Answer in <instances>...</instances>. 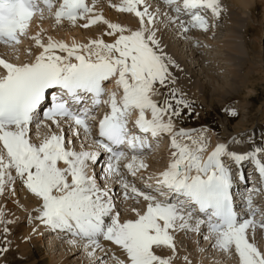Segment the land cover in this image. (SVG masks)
Wrapping results in <instances>:
<instances>
[{"label":"snow or ice","instance_id":"obj_1","mask_svg":"<svg viewBox=\"0 0 264 264\" xmlns=\"http://www.w3.org/2000/svg\"><path fill=\"white\" fill-rule=\"evenodd\" d=\"M96 3L61 0L57 7L55 0H0V44L13 49L28 35L32 19L38 16L42 20L45 10L56 25L67 22L84 29L104 25V35L114 38L111 43L92 39L69 46L51 37L45 43L37 34L30 39L42 51L34 62L17 65L0 59L4 72L0 75V144L7 156L6 161L0 153V195L6 184L15 182L10 171L14 169L16 178L42 202L37 219L58 235L70 236L67 243L71 245L86 241L90 258L96 250L104 252L102 241H108L126 253L129 264H173L175 235L199 234L205 227L208 235L204 240L214 237V247L224 253L234 248L239 264H264V252L248 235L249 229L253 233L264 229V211L253 205V193L258 189L248 190L246 206L238 211L233 172L225 162L237 166L250 163L264 185V145L238 154L230 150V144L220 143L205 158L208 145L203 132L175 130L185 114L192 115L194 105L178 88L170 87L177 81L169 66H179L165 53L158 35V25L164 30L174 26L185 35L190 29L207 33L209 21L201 12L210 10L219 19L225 11L220 0H162L173 13L164 12V19L160 7L151 10L149 0H121L112 5L117 12L138 18L137 30L105 19L96 11ZM113 79L122 89L119 98L115 91L105 89L106 82ZM160 88L167 91L162 94ZM49 94L51 107L43 110ZM156 96L163 98L157 101ZM102 105L109 111L99 120L98 138H93L95 110ZM134 114L133 128L139 134L129 128ZM228 114L237 116L234 110ZM47 122L55 125L59 134L49 128L51 134L41 143L31 142L30 126L34 125L39 135L41 128L49 127ZM62 123L67 125V138ZM164 134L171 137L173 149L166 170L148 177L149 181L155 179V185L145 183L147 191L130 185L125 170L134 178L147 170L146 157L152 150L149 137L158 141ZM185 140L190 144L182 142ZM102 154L101 179L117 178L125 200L146 202V211L136 212L137 219L121 222L113 190L107 184L102 188L95 173L90 174V166L97 165ZM238 174L243 180V172ZM138 178L143 180L142 175ZM3 217L0 211V224L12 223ZM8 232L4 227L3 233ZM162 248L171 250L169 258L158 254ZM7 251L0 247V253Z\"/></svg>","mask_w":264,"mask_h":264},{"label":"bare ground","instance_id":"obj_2","mask_svg":"<svg viewBox=\"0 0 264 264\" xmlns=\"http://www.w3.org/2000/svg\"><path fill=\"white\" fill-rule=\"evenodd\" d=\"M104 2L107 5H110L111 1L105 0ZM251 2L253 4V7L251 9V13H250V16L248 19L240 18L239 14L234 13V12L228 13V12L224 11L222 13L221 16H223V21H224V24L226 27V34L221 39L218 38L217 41H213V37L215 36V32L213 31L214 30L213 26H214V21L217 20V18L214 17L211 13L209 16L206 14H202L209 21L210 27H209V31L207 33L203 32L200 29H190L189 33L187 35H185L180 31L174 30V26H173V29H171V30H164L162 25H158V27L161 28V32L158 33V35H161L162 44H163L165 53L169 57H171L172 60H174L176 65L179 66V67H174L171 65L169 66V71L172 72V74L176 77V81H177L176 84L173 86L178 88L180 90V92H182L186 98H188L190 100H194V101L197 98H199L202 102H204L208 105H211L213 102H217L218 104L222 105V104L226 103L227 101H229L232 96L240 95V93L237 92V89H240L242 86H246V82L250 81V75L257 73V72H260L261 70L263 71V69H264V48H261V39H262V37H264V32L262 31V29L260 31H258V30H256L255 27H253V29L257 32V33H254L252 35L253 41L250 42V44H249V43H247V41H249L250 39L249 40L248 39L247 40L242 39V36L244 35L245 29L251 28L254 25L253 15L255 13V10L260 6L264 11V0H260V1L251 0ZM114 3L117 4V0H114V2L111 4H114ZM149 3L152 4L151 10H155L156 7H160V9H161V17L160 18L161 19H164V17H163L164 12H169V14H173V13H171V10L167 6L162 4V0H160L159 3H157L156 0H149ZM96 11L100 12L105 17V19H108L110 22L119 23L118 17H117V13H119V12L116 11L115 7H113L114 14L109 13V11H107L105 9L104 10L98 9L97 6H96ZM120 14H122V13H120ZM130 15H132V14H130ZM208 18H212L213 22L210 23V20ZM122 19H125V18H122ZM136 20H138V18H136ZM32 23H35V26L33 27L32 34H30L31 37L39 34L42 41L45 43L47 42L49 37H51L55 41L67 43L69 46H71V44L73 42L77 43L76 41H79L80 36L77 37L78 39L76 38L78 30H76L75 27H72L70 25H69V27L71 29L70 32L66 31V30L63 32H56L54 30L55 25L47 24L46 21L35 20ZM32 23H31V25H32ZM79 23H83V22H79ZM119 24H121V26H123V27L129 28L130 30H137L139 27V24L137 25V24H133L131 22H127V23L122 22ZM60 25H62V24H60ZM60 25H57V26H60ZM66 25L68 26L67 22H66ZM242 29H244V30L242 31ZM106 31H107V28H106V26H104L102 34L99 37H96L95 39H104L105 42H108V43L114 42L113 37H108V36L104 35V33ZM75 33H76V36L74 35L75 36V38H74L73 34H75ZM42 36H44V37H42ZM62 37H63V39H62ZM92 39L93 38L85 36L84 38H81V40H82L81 44H85ZM21 40H23V39L21 38ZM240 40H243V41H241V43H240L239 42ZM255 40L259 41V42H256ZM31 41L33 42L32 46L34 47L35 42L33 40H31ZM169 41H171V44H169ZM179 41H181L179 44V46L181 47V50L185 49L186 60L183 57L179 56V54L177 53L178 48H176L173 45V43H178ZM26 43L27 42L24 41V43L22 45H25ZM251 44H252V46H250ZM22 45L15 47L14 50H13V48H10L9 51H7L9 54L8 56H4V58H2L1 57L2 55H1L0 57L3 60H5L6 62L17 63L18 60H20L22 58H26L29 56V51L27 49L20 48V46H22ZM193 47L194 48L198 47V50L194 49ZM33 49L36 50V52H34L35 56L38 55L41 51V49L37 48L36 46H35V48H32V50ZM205 50H207L208 52ZM204 51L207 52V53H205V55H207L209 57V59L213 60V62L216 64V66L218 65V69L222 70L224 73L222 76L225 78V80H223L224 82H223L222 86L219 87V89L214 90L213 92L210 91V88L208 86H205L201 82L202 81L201 78H198L197 75H195V73H193V69H195V67L192 68L190 64H187V62L193 61L195 63L194 65H196L197 68L199 67L202 70L201 75L204 78H209V75L207 74V70L203 67L204 66V60L199 56L200 52L202 53ZM215 51H216V54L213 55V52H215ZM226 60L229 62L225 63ZM203 68L205 70H203ZM228 77L230 78V82H228V80H227ZM114 81H115V79H113L111 81V84H109L107 92H114L115 91L117 94L120 93L118 95L121 96L122 95V89H118L117 87L114 88L116 86ZM113 83H114V85H113ZM225 84H229V85H231V87L230 88H223L225 86ZM161 90L164 91L166 89L161 88ZM106 98L107 97L105 96V99ZM243 105L240 103L237 106V108H240ZM107 110H109L107 106H103V105L100 106L98 110H95L96 118L98 117V115L100 113L102 114L103 112H105ZM263 115H264V112H262V114L260 115L255 127H252L247 132H245V131L237 132V133H235V135H233V136L231 135V137L229 138L230 141H232L233 139L239 138L241 140H244V143H246V140H248V139L253 140L254 144L250 147H246L244 152L237 149L236 152L238 154H244L245 152L251 150L254 146H260V145L256 144L258 142V140L261 141L260 143H264V133L261 131V126L259 125L260 121L261 122L264 121ZM134 116H135V118H134ZM132 118L133 119L129 121V124H134L135 119L137 118L136 114H134L132 116ZM148 118H150V114H149ZM48 126H49L48 128H43V131H42V133L47 134V136L50 135L49 134V128L51 130L53 129V130H57L59 132V129H57L55 127V125L52 126V124L51 125L48 124ZM183 126H190V125H183ZM33 128H34V126H33ZM225 131H227V128L224 129V132ZM35 132H37V131L35 130ZM39 134H40V132H39ZM150 140H151V144H152V150H151V152H152L155 149V145H156L157 141L153 142V140L151 138H150ZM182 142L187 143L186 141H182ZM188 143L190 144V142H188ZM211 147L209 148V150H207L204 153L205 158L207 157V155H209L215 149V147H213V148H211ZM232 149H235V147L230 146V150H232ZM87 150H90V149H87ZM168 150H169V146H168ZM0 153L4 154V156L7 159L6 151L3 149L2 144H0ZM149 155H150V152L147 154V157ZM147 157H146V163L148 161ZM225 162H226V164H228L231 167L234 175H237V172L234 171L237 168V165H235L234 163H232L231 161H228V160H225ZM150 164H148V165H150ZM149 167H151V166H149ZM234 167H236V168H234ZM102 169L103 168L100 167L98 172L102 173ZM10 171H11L12 176L15 175L14 169H11ZM125 172H126V170H125ZM149 172H153V170L151 171V170H149V168L147 170H142V172L140 174H138V176L142 175L143 178H146L148 180L147 175H149ZM15 176H13V178ZM257 177H255V179L252 182H248V184L244 183V185L245 186L250 185V189H251L253 187V183L259 181ZM133 180L139 181L141 179H139L138 177H136V178L133 177ZM239 180H241V179H239ZM18 181L19 182H17V183H18V186L20 187L19 188L20 191L22 192V196L24 198H28L29 201H31V204H28L27 201H26L27 203L26 202L21 203L23 201L20 202V200H18L16 198L17 195H16V191L14 188L16 186V180L14 183L6 184L4 194L0 195V211H2L4 213V217H3L4 220L5 221H12V223L0 224V234H1V232H3V228L7 227L9 229L8 234L7 235H5L4 233L3 234L5 237L6 236L9 237L8 235L10 234L11 238L5 240V239L0 237V246L8 248V251L4 252V256L1 259L2 261L0 260L1 261L0 264H9L12 256L15 255L16 253L20 254L24 264H44L41 260V257L43 254L41 255V252L37 251V248H38V250H40L39 246L37 247L38 243L35 242L34 238L31 236L30 232H31L32 228L30 229L29 228L30 226L29 227L27 226V223H29V222L33 223L34 225H35V223H38L39 219H37L36 216H39V215L33 214V211H31V210H33L35 206H39V204L42 202L39 200V198H37L33 194H31L26 189V187L23 186L22 181H20L19 179H18ZM150 182L151 181L148 180L147 182H144V183H150ZM98 183L102 188L105 187L106 183L103 182V180L98 181ZM154 185H155V183L153 184V186ZM134 186L140 187V183H138L137 185H134ZM115 187H116V190L114 191ZM117 187L118 186L115 185L112 189L113 190L112 191L113 197L116 198V196H120L121 201H122L123 189L119 190V188L117 189ZM255 187L258 189V191L253 193V198L256 195H258L259 197L257 199L253 200V205H254V207L260 209L261 211H264V191H259V189L264 187V185L260 184V185L255 186ZM141 189L145 190L144 187H142ZM246 198H247V196H246ZM40 207H41V205H40ZM35 211H37V209L34 210V213H35ZM256 218L259 219L260 217L257 216ZM19 221H21V222H19ZM124 221H126V220H124ZM17 222H19L20 225L16 226L15 229L12 231V229L14 228L13 226L16 225ZM31 223H29V224H31ZM44 228L42 226L40 231L41 230L43 231ZM46 230L52 231L48 227L46 228ZM40 231H39V233H40ZM249 231H250V229H249ZM262 233H263V239H264V229L262 232L256 231V235L248 234L249 238H250V242L254 243L255 241H257V239L259 238L258 235H260V234L262 235ZM177 235H178V237L179 236L185 237V235H186L185 238H187L186 239L187 242L190 241L191 244L192 243L194 244L198 235H200V237L201 236L204 237L206 234L201 229V233H199V234L198 233H177L176 236ZM46 236H48V242H49V238L51 239L50 240V243L52 242L51 245L54 244L55 246H57L58 244H60L58 246H61V247L63 246V243L61 241H65V243H66L67 242L66 239H71V237L68 236L66 239L62 240V238L65 236L63 234L58 235L56 232H54L53 237L55 236V237H57V239L50 237L51 235L46 234ZM41 238H43V237L41 236L40 240H42ZM212 238H213V241L215 244V238L214 237H212ZM212 238H210L209 240H204V245L208 244V246H207L208 248L210 246L209 241L212 240ZM53 239L57 240V242H55V240L53 241ZM78 243H80V244H77V246L80 247V246H84L86 242H78ZM211 244H212V242H211ZM67 245H68V243H67ZM102 245H103V248L105 249V251L101 252L99 250H96L94 258H90L87 255V251H91V249L86 250L84 247L83 253L81 255V258L84 259L83 261H85L86 264H95V263L96 264H98V263L105 264L106 258L104 256L106 255L107 256V262L109 264H117V261H124V264H129V262L126 260V253H124L123 250L119 248V246L114 245L108 241H102ZM41 247L42 246H40V248ZM194 247H195V245H194ZM74 248H76V246L73 247L72 249H74ZM51 249H52V247H51ZM61 249H62V254H64V256H63L64 260L69 256L75 255L72 250H69L71 248H69V249L68 248H65V249L61 248ZM215 249L216 250H215L214 254H216L217 257H219V255H222V256L228 255V254L225 255L224 252L218 250L217 248H215ZM98 251H99V253H97ZM170 252H171V250H170ZM217 252H218V254H217ZM178 253L179 252L177 251V255H178ZM161 254H164V252L159 253V255H161ZM180 254H182V253H180ZM180 254H179V256H180ZM169 256H171V253L168 252L167 254L165 253V255H161V258L167 259V258H169ZM226 258H227V256H226ZM180 259L183 260V258H178L179 263L181 262ZM97 260H99V261H97ZM176 260L173 261V264H176V262H175ZM188 261H189V259H188ZM182 262H185V260ZM180 264H182V263H180ZM185 264H189L187 262V260H186Z\"/></svg>","mask_w":264,"mask_h":264},{"label":"rangeland","instance_id":"obj_3","mask_svg":"<svg viewBox=\"0 0 264 264\" xmlns=\"http://www.w3.org/2000/svg\"><path fill=\"white\" fill-rule=\"evenodd\" d=\"M257 1H260V0H257ZM111 3H113V2L111 1L110 5H107L104 1H102L97 5V7H98V9H102V10L105 9V10L109 11V13L114 14L112 5H114L115 3L114 4H111ZM115 5H118V4H115ZM204 11L207 14H209L208 10H204ZM263 12H264L263 9L259 6L255 10V13L253 15L254 25L251 28H246L244 31V35L242 36V39H245V40L250 39L249 41H247V43H249V44H250V42L253 41L252 35L254 33H257L253 29V27H255L256 30H258V31H260L262 29V31L264 32V18H263L264 13ZM131 16L132 15H130L128 13H125V14L117 13L119 23L131 22L133 24L138 25V20H136L135 17H133V16L131 17ZM122 18H125V19H122ZM208 19L210 20V23L213 22L212 18H208ZM213 27H214L213 31L215 32V36L213 37V41H217L218 38L221 39L226 34V27H225V24L223 21V16H221L219 19L214 21ZM103 28H104V25H94L88 29H84V28L80 27L79 25H77L75 27V29L78 30V33H77V36H76V33L73 34V37L75 38V36H76V38H77L78 36H80V38H79L80 42L79 41H76V42L82 43L81 38H84L85 36L93 38V39H95L96 37H99L102 34ZM54 30L56 32H63L65 30L70 32L71 29H70L69 25L67 26L65 24H62L60 26L55 25ZM30 31H31V29H29V32ZM42 37H44V36H42ZM62 39H63V37H62ZM241 41H243V40H240L239 42L241 43ZM180 42L181 41H179L178 43H173V45L176 48H178L177 53L179 54V56L183 57L186 60L185 49L181 50V47L179 46ZM256 42H259V41H256ZM169 44H171V41H169ZM250 46H252V44ZM29 47L31 50L32 46L30 44H28V48ZM261 48H264V37H262V39H261ZM194 49L198 50V47H196ZM205 51H207V50H205ZM205 51L202 53L200 52L199 56L204 60V66L203 67L207 70V74L209 75V78H204L201 75L202 70L199 67L197 68L196 65H194L195 63L193 61L187 62V64H190L192 68L195 67V69H193V73H195V75H197L198 78H201L202 79L201 82L205 86H208L210 88V91L213 92L214 90L219 89V87L222 86V84L224 82L223 80H225V78L222 76L224 74L223 71L218 69V65L216 66V64L213 62V60L209 59V57L207 55H205V53L208 52V51L207 52H205ZM5 54H6V56L9 55L8 52H6ZM215 54H216V51L213 52V55H215ZM204 68H203V70H205ZM220 73H222V75ZM227 80H228V82H230L229 77L227 78ZM114 83H115V81H114ZM114 83H113V85H114ZM116 87L117 86H115L114 88H116ZM170 87H174V86L171 85ZM223 88H225V86ZM166 91H167V89L162 91L160 88V92L162 94ZM237 92H239L240 95L232 96L229 101H227L226 103H224L222 105L218 104L217 102H213L211 105H208V104L202 102L199 98H197L198 100L196 99L195 100L196 102H195L194 100H190L184 96L185 99L189 100L194 105V112L192 113V115L185 114L184 119L176 124L175 130H180L182 128L185 131H190V132H194V133L203 132L205 137H206V142L208 145L207 150H209V148L211 146H212L211 148H213V147H216L220 143H225V144H230L231 147H235V149H232L233 151H236L238 149V150L244 152L246 147H250L254 144L253 140L248 139V140H246V143H244V140H241L238 138L235 140H239L241 142L234 144V143H231L229 138L231 137V135L233 136L237 132H243V131L247 132L252 127H255L260 115L262 114V112H264V69H263V71L261 70L260 72H257V73L250 75V81L246 82V86H242L240 89H237ZM118 94H120V93H118ZM118 97H119V95H118ZM162 98H163L162 96L154 97V99L157 101H160ZM240 103L242 105L243 104L244 105L240 108H237V106ZM233 110L237 112L236 117H231L228 114L230 111H233ZM134 118H135V116H134ZM165 119H167V117H165ZM263 119H264V115H263ZM183 125H190V126H183ZM259 125L261 126V131L264 133V121H262V122L260 121ZM225 128H227V131L224 132ZM41 131H43V128L39 130V132H41ZM52 132H55L58 134L57 130H53ZM40 134L37 135V132H35V130L30 132L29 136H30L31 142H33L37 145L39 143H41L42 140L47 135L41 136ZM49 134H51V133L49 132ZM159 139H160V141H159L158 148L151 155H149L147 157V160H148L147 163L148 164L151 163L149 165V166H151V167H149V170H151V171L153 170V172H154V173L149 172V175H147L148 177L152 176L155 178L156 176L159 175L160 172L166 170L167 165L170 163L171 158H172L171 153H172L173 149L171 147V137L169 135L164 134ZM185 141L187 143L190 142L187 140H185ZM260 142L261 141L258 140V142L256 144L257 145H264V143H260ZM168 146H169V150H168ZM76 147H77V150H79L78 144L76 145ZM86 149H87V146H86ZM5 160H7L6 157H5ZM94 170H96V167L90 166V169H89L90 174H92ZM101 174L102 173L98 172L96 175L98 181L102 180ZM13 176H15V175H13ZM15 178H16V176L14 177V179ZM15 180H16V186L14 188H15L16 195H17L16 198L18 200H20V202L23 201L21 203H24L27 201L28 204H31V201H29L28 198H24L22 196V192L20 191V189H19L20 187L18 186V183H17V182H19L18 178H16ZM131 181L134 185H137L138 183H140V187L142 188V187H144V184H145L144 182H147L148 180L146 178H143V181L142 180L136 181L133 179H131ZM103 182L106 183V181H104V180H103ZM154 182H155V179L151 180L150 183H154ZM117 189H118V187H117ZM115 190H116V187H115L114 191ZM41 204L42 203H40L39 206H35L34 209L31 210V211H33V214L39 215L38 211H35V213H34V210L38 209ZM146 206H147L146 202H144L142 199L137 201L135 199L125 200L123 198L122 203L120 205V208L122 210L120 212L121 213V222H123L124 220H129V219H131V220L137 219L138 217L136 215V212L143 214L145 209L147 208ZM36 217H38V216H36ZM19 222H21V221H19ZM19 222H17L16 225L13 226L14 228L12 227L13 229L11 228L12 231L15 229L16 226L20 225ZM29 223H31V222H29ZM29 223H27V226L28 227L30 226L29 227L30 229L32 228L30 233H31V236L34 238L35 242L38 243L37 247L39 246L40 250H38V248H37V251L41 252V255L43 254L41 257V260L44 264H72V263L73 264H86V262L83 261L84 259L81 258L84 246L79 245L80 247H78L77 244L71 245L69 243L67 245V242L65 243V241H61L63 243L62 247L58 246L60 244H58L57 246H55L54 244L51 245V243H52V242L50 243L51 239L49 238V242H48V236H46V234L51 235L50 237L57 239V237H55V236L53 237L54 233L49 234L48 232H46L47 226H44V224H42L40 221H38V223H35V225L33 223H31V224H29ZM42 226H43V228L44 227L45 228L43 231L41 230L42 231L41 232L40 229L42 228ZM39 231H40V233H39ZM256 231L262 232L263 229L257 228L254 233L250 229L248 234L256 235ZM8 236L9 237L6 236L7 237L6 238L3 234V232H1V234H0V237L5 239V240L11 238L10 234ZM39 236L43 237V238H41L43 241L40 240ZM258 236H259V238L257 239V241L254 242V244L257 246L258 250H260L261 252H264L263 233H262V235L260 234ZM185 237H186V235H185ZM185 237H180V236L178 237V235L177 236L175 235V242L177 243L176 244L177 245V251L179 252L178 255L176 253V259H177V260L175 259L176 264L179 263L178 258H183V260L180 259L181 260L180 263H182V264L183 263L185 264L186 260L189 264H191V263L192 264H239V257H237L238 254L235 252L234 248L230 252L225 253V255L228 254V255H226L227 258H226V256H222V255H219V257H217V255L214 254L216 249L214 247L213 238H212V240L209 241L210 246L208 248L207 247L208 244L204 245V238L202 236L200 237V235L197 236L194 244L193 243L191 244L190 241L187 242V240H186L187 238H185ZM198 237H200L202 239L200 245H199V243H197ZM64 238H67V237H63L62 240ZM55 239H53V241ZM55 242H57V240H55ZM211 242H212V244H211ZM194 245H195V247H194ZM40 246H42V247L40 248ZM75 246H76V248L72 249ZM51 247H52V249H51ZM61 248H64V249L65 248H68V249L71 248L69 250H72L75 255L69 256V257H67L68 259L66 258L64 260L63 259L64 254H62ZM198 248L199 249L201 248L203 251H201V249L199 250ZM157 252H159V253L164 252V254H161V255H165V253L167 254L168 252L171 253L170 250L166 249V248L158 249ZM97 253H99V251ZM180 253H182L183 255ZM179 254L181 257L179 256ZM217 254H218V252H217ZM3 256H4V253H0V260L2 259ZM105 258H106L105 262L107 264H109L107 262V256L106 255H105ZM185 258H187V259H185ZM188 259H189V261H188ZM184 260H185V262H182ZM97 261H99V260H97ZM9 264H24V263L22 261L20 254L16 253L15 255L12 256ZM98 264H101V263H98Z\"/></svg>","mask_w":264,"mask_h":264},{"label":"clouds","instance_id":"obj_4","mask_svg":"<svg viewBox=\"0 0 264 264\" xmlns=\"http://www.w3.org/2000/svg\"><path fill=\"white\" fill-rule=\"evenodd\" d=\"M221 7L228 13H238L240 18L248 19L251 13L253 4L251 0H220ZM244 29H242L243 31ZM229 61H225L228 63ZM222 75V73H220ZM231 85L225 84V88H230Z\"/></svg>","mask_w":264,"mask_h":264}]
</instances>
